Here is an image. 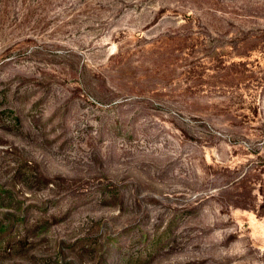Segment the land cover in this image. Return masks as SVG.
<instances>
[{
  "label": "rangeland",
  "instance_id": "obj_1",
  "mask_svg": "<svg viewBox=\"0 0 264 264\" xmlns=\"http://www.w3.org/2000/svg\"><path fill=\"white\" fill-rule=\"evenodd\" d=\"M0 264H264V0H0Z\"/></svg>",
  "mask_w": 264,
  "mask_h": 264
}]
</instances>
